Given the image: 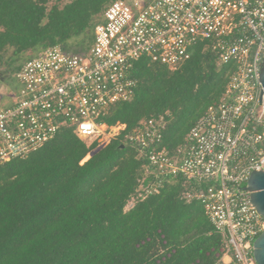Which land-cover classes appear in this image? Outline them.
<instances>
[{
    "label": "built area",
    "instance_id": "2783aa9c",
    "mask_svg": "<svg viewBox=\"0 0 264 264\" xmlns=\"http://www.w3.org/2000/svg\"><path fill=\"white\" fill-rule=\"evenodd\" d=\"M207 41L220 66H228L224 91L206 107L182 142H164V115L109 125L99 118L132 99L134 61L175 69L191 48ZM264 0H114L94 25L88 49L46 47L14 73L15 88L0 93V166L27 156L69 127L79 139L105 147L122 132L144 159L135 200L181 179L180 197L198 202L221 237L222 256L256 264L253 242L264 216L252 205L247 181L264 172Z\"/></svg>",
    "mask_w": 264,
    "mask_h": 264
},
{
    "label": "trees",
    "instance_id": "16d2710c",
    "mask_svg": "<svg viewBox=\"0 0 264 264\" xmlns=\"http://www.w3.org/2000/svg\"><path fill=\"white\" fill-rule=\"evenodd\" d=\"M47 1L0 0V64L7 48L23 54L14 73L49 46L86 51L114 0H71L50 9ZM207 43L193 45L175 69L145 57L134 61L132 99L111 105L99 120L124 123L127 131L164 115V142H182L226 85L229 68L217 64ZM124 132L80 164L94 145L66 127L0 166V264H226L219 260L221 237L201 205L181 199V179L126 209L145 161L124 143Z\"/></svg>",
    "mask_w": 264,
    "mask_h": 264
},
{
    "label": "water",
    "instance_id": "95a60500",
    "mask_svg": "<svg viewBox=\"0 0 264 264\" xmlns=\"http://www.w3.org/2000/svg\"><path fill=\"white\" fill-rule=\"evenodd\" d=\"M260 83L264 89V63L259 74ZM95 151L90 153V156ZM247 190L251 192L250 199L256 210L264 216V172L253 170L247 181ZM253 255L256 264H264V230L253 242Z\"/></svg>",
    "mask_w": 264,
    "mask_h": 264
},
{
    "label": "rangeland",
    "instance_id": "374dc122",
    "mask_svg": "<svg viewBox=\"0 0 264 264\" xmlns=\"http://www.w3.org/2000/svg\"><path fill=\"white\" fill-rule=\"evenodd\" d=\"M71 0H48L46 6L50 9L52 6H58L59 8L63 7L66 3L70 2ZM74 41H78L81 38L78 36L76 38H71ZM70 39V40H71ZM23 58V54L19 53L14 54L12 48H7L3 52L2 61L3 63L0 64V93H9L13 90V76L15 67L20 63ZM220 256V255H219ZM222 255L219 257L221 259Z\"/></svg>",
    "mask_w": 264,
    "mask_h": 264
},
{
    "label": "crops",
    "instance_id": "0c3cea01",
    "mask_svg": "<svg viewBox=\"0 0 264 264\" xmlns=\"http://www.w3.org/2000/svg\"><path fill=\"white\" fill-rule=\"evenodd\" d=\"M221 259H222V262H224L226 264H228L230 262L229 258H227L225 256H222Z\"/></svg>",
    "mask_w": 264,
    "mask_h": 264
}]
</instances>
